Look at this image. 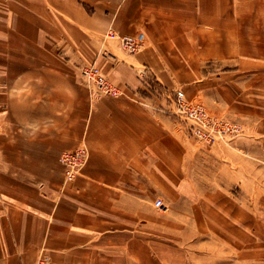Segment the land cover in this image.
Instances as JSON below:
<instances>
[{"label": "crops", "instance_id": "obj_1", "mask_svg": "<svg viewBox=\"0 0 264 264\" xmlns=\"http://www.w3.org/2000/svg\"><path fill=\"white\" fill-rule=\"evenodd\" d=\"M175 89L243 133L200 146ZM263 149L264 0H0V264H264Z\"/></svg>", "mask_w": 264, "mask_h": 264}, {"label": "built area", "instance_id": "obj_2", "mask_svg": "<svg viewBox=\"0 0 264 264\" xmlns=\"http://www.w3.org/2000/svg\"><path fill=\"white\" fill-rule=\"evenodd\" d=\"M104 38L115 39L118 46L125 53H135L140 50L144 35L141 31L134 34H119L109 29L103 34ZM79 69V77L87 85H91L100 94L119 95L122 90L112 83L95 62L83 64ZM141 75H146L145 68L138 69ZM172 113L188 124L191 135L202 145L213 144L218 141H228L240 134L239 126L229 121H222L211 114L206 106L198 101L185 97L181 89H175L170 95ZM88 149L84 144L77 145L60 152L59 160L63 165V177L66 182L73 180L86 162ZM153 204L162 207L160 197L155 198ZM37 264H42L38 261Z\"/></svg>", "mask_w": 264, "mask_h": 264}, {"label": "rangeland", "instance_id": "obj_3", "mask_svg": "<svg viewBox=\"0 0 264 264\" xmlns=\"http://www.w3.org/2000/svg\"><path fill=\"white\" fill-rule=\"evenodd\" d=\"M136 53V52H135ZM79 73V72H78ZM106 76V75H105ZM82 81V80H81ZM83 83H85L84 81H82ZM86 84V83H85ZM87 85V84H86ZM89 86H91V85H89ZM161 88V87H160ZM161 90H166V89H161ZM163 92H166V91H163ZM207 108V107H206ZM210 112V111H209ZM211 113V112H210ZM211 114H213V113H211ZM213 115H216V114H213ZM218 118H220L222 121H229V122H231V123H235V124H237L238 126H239V129L241 130L240 131V134L239 135H241L242 133H243V131H244V127H243V125L240 123V122H237V121H234V120H231V119H228V118H225V117H221V116H219V115H216ZM186 128H188V127H186ZM187 132L190 134V136H192L191 135V133L189 132V130H187ZM238 135V136H239ZM193 137V136H192ZM237 137V136H236ZM235 137V138H236ZM193 139L194 140H196L194 137H193ZM231 141H233V139H230V140H228V141H225V140H223V141H218V142H216V143H213V144H208V145H202L200 142H198V141H195L196 143H198L200 146H203V147H206V148H211V146L212 147H214L215 145H217L218 143H226V144H229ZM263 151H264V149H263ZM60 155V154H59ZM262 155H263V153H262ZM250 166V164H246V167H249ZM83 167V166H82ZM81 167V168H82ZM260 168H261V171H264V164L262 163V164H260ZM81 170V169H80ZM80 172V171H79ZM262 199V206H263V208L261 209V212H259V214H258V219H255V220H260V233H261V235H262V237L264 238V200H263V198H264V196H262L261 197ZM155 200V199H154ZM155 206V205H154ZM156 207V206H155ZM246 218H249L250 220L251 219H253L254 217H253V213H250V212H246ZM262 242H264V239L262 240ZM43 264V263H42Z\"/></svg>", "mask_w": 264, "mask_h": 264}]
</instances>
